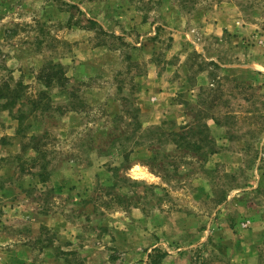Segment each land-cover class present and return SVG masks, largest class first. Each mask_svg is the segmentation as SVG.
I'll use <instances>...</instances> for the list:
<instances>
[{
    "label": "rangeland",
    "instance_id": "rangeland-1",
    "mask_svg": "<svg viewBox=\"0 0 264 264\" xmlns=\"http://www.w3.org/2000/svg\"><path fill=\"white\" fill-rule=\"evenodd\" d=\"M0 95V264H264V0H0Z\"/></svg>",
    "mask_w": 264,
    "mask_h": 264
},
{
    "label": "trees",
    "instance_id": "trees-1",
    "mask_svg": "<svg viewBox=\"0 0 264 264\" xmlns=\"http://www.w3.org/2000/svg\"><path fill=\"white\" fill-rule=\"evenodd\" d=\"M99 30H100V35L106 36V33L101 28ZM115 39H116V41L120 42L121 46H125L126 45L120 38H115ZM99 45H104V43H100ZM212 65L216 66L215 64H212ZM0 98H3L2 95H0ZM35 153L38 154V151L35 150ZM222 201H223V199H222ZM222 201H220V202H222Z\"/></svg>",
    "mask_w": 264,
    "mask_h": 264
}]
</instances>
